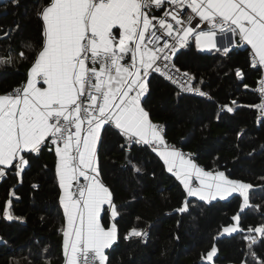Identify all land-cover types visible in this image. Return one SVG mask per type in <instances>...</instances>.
<instances>
[{
  "label": "snow or ice",
  "instance_id": "snow-or-ice-1",
  "mask_svg": "<svg viewBox=\"0 0 264 264\" xmlns=\"http://www.w3.org/2000/svg\"><path fill=\"white\" fill-rule=\"evenodd\" d=\"M19 3L0 0L4 9ZM34 15L41 22L38 42H22L18 50L11 43L0 45V67L30 64L22 84L0 94V180L11 173L22 182L31 157L44 149L54 152L66 219L64 264H112L108 252L121 239L116 222L120 206L100 167V149L110 131L124 140L119 147L129 153L133 145L158 151L186 190L178 213L193 207L188 197L213 201L240 194L239 210L219 235L243 237L240 264H264L256 251L264 243V221L247 227L242 221L245 209L260 208L250 204V192L257 187L224 171H206L190 153L169 145L163 126L145 106L154 73L175 86L178 98L184 93L212 98L203 90L204 78L181 69L174 59L194 43L198 50L225 57L233 50L249 52L250 66L260 72V102L252 107L264 117V0H36ZM12 35L0 29V36ZM233 74L241 83L247 76L240 68ZM218 107L233 113L238 105L233 99ZM125 160L132 172H143L129 156ZM258 188L264 191V177ZM4 215L20 219L13 215L12 199L6 201ZM146 237L145 229L132 227L123 239ZM0 243L6 241L0 237ZM218 251L213 242L201 259L215 264ZM47 252L13 258L11 264H50Z\"/></svg>",
  "mask_w": 264,
  "mask_h": 264
},
{
  "label": "trees",
  "instance_id": "trees-1",
  "mask_svg": "<svg viewBox=\"0 0 264 264\" xmlns=\"http://www.w3.org/2000/svg\"><path fill=\"white\" fill-rule=\"evenodd\" d=\"M35 4L36 0H20L18 7L0 6V29L13 33L7 39L0 36V45L11 43L18 50L22 42L39 41L41 22L34 15ZM174 59L181 69L204 78L207 86L203 90L212 98L193 93L178 98L175 86L154 73L145 104L152 120L163 125L169 142L193 153L205 169L224 171L231 179L256 186L257 190L250 192V204L260 208L245 209L242 221L244 227L258 225L264 221V191L258 188L264 177V118H256L258 110L252 105L260 102L255 89L260 72L250 66L249 52L245 50H233L225 57L222 53L198 50L193 43L180 49ZM29 67V63L0 67V94L21 85ZM236 68L247 73L242 83L233 74ZM244 84L249 88L245 89ZM233 99L238 105L235 112L220 110L218 105ZM123 143L110 131L100 149L101 175L112 188L121 212L116 218L121 239L108 252L112 264H197L213 242L219 250L215 264H240L245 250L243 237L219 235L239 210L240 194L213 201L188 197L193 207L188 213H178L176 209L185 199L186 190L175 174L167 171L158 151L150 145L131 147L130 158L143 169L137 174L126 165L127 151L119 147ZM55 164L54 152L44 149L38 157H31V167L22 182L11 173L0 180V237L6 241L0 243V264H11L13 258L32 259L45 248L50 264L64 263L65 217L59 202L61 189ZM8 199H12L14 217L20 219L8 220L4 215ZM132 227L148 228L146 243L140 238L123 239ZM256 251L264 256V243L258 244Z\"/></svg>",
  "mask_w": 264,
  "mask_h": 264
},
{
  "label": "built area",
  "instance_id": "built-area-1",
  "mask_svg": "<svg viewBox=\"0 0 264 264\" xmlns=\"http://www.w3.org/2000/svg\"><path fill=\"white\" fill-rule=\"evenodd\" d=\"M156 15H160V12L159 11H156V13H155ZM257 67H259V66H257ZM255 89H256V91L258 92V83H257V85H256V87H255ZM204 91H206V90H204ZM206 92H208V91H206ZM258 94H259V92H258ZM259 97H260V94H259ZM256 118L257 119H262V118H264V117H260L259 116V112H257V115H256ZM161 125V124H160ZM163 126V125H162ZM164 128V127H163ZM165 139H166V142L169 144V145H174L172 142H169L168 140H167V138L165 137ZM175 146V145H174ZM177 147V146H176ZM178 148V147H177ZM180 149V148H179ZM182 150V149H181ZM183 152H185V153H190L191 155H192V158L193 159H195V156H194V154L193 153H191V152H188V151H185V150H182ZM197 162V161H196ZM198 163V162H197ZM199 164V163H198ZM201 167H203L204 169H205V167L202 165V164H199ZM145 231L147 232V237L145 238V239H143L142 240V242L143 243H146V241H147V239H148V237H149V230H148V228H145Z\"/></svg>",
  "mask_w": 264,
  "mask_h": 264
},
{
  "label": "crops",
  "instance_id": "crops-1",
  "mask_svg": "<svg viewBox=\"0 0 264 264\" xmlns=\"http://www.w3.org/2000/svg\"><path fill=\"white\" fill-rule=\"evenodd\" d=\"M195 160V159H194ZM195 162H196V160H195ZM197 163V162H196ZM198 164V163H197ZM199 165V164H198ZM200 166V165H199ZM206 171H211V170H207V169H205ZM212 172H215V171H212ZM192 183H193V185L195 186V185H198V180L195 178V177H193V179H192ZM62 191V190H61ZM65 225H66V219H65ZM64 264V263H63Z\"/></svg>",
  "mask_w": 264,
  "mask_h": 264
},
{
  "label": "water",
  "instance_id": "water-1",
  "mask_svg": "<svg viewBox=\"0 0 264 264\" xmlns=\"http://www.w3.org/2000/svg\"><path fill=\"white\" fill-rule=\"evenodd\" d=\"M130 155H131V151H130V153L127 152L126 156H129L130 157ZM125 162H126V160H125ZM203 262H206V261H204V260L201 259V260L197 261L196 263L199 264V263H203Z\"/></svg>",
  "mask_w": 264,
  "mask_h": 264
}]
</instances>
